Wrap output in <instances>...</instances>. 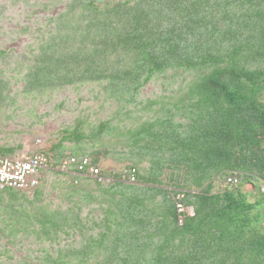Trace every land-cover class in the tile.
I'll list each match as a JSON object with an SVG mask.
<instances>
[{"label": "trees", "instance_id": "trees-1", "mask_svg": "<svg viewBox=\"0 0 264 264\" xmlns=\"http://www.w3.org/2000/svg\"><path fill=\"white\" fill-rule=\"evenodd\" d=\"M37 1L49 11L37 23L42 39L27 60L17 57L18 94L0 68V113L48 92L101 86L120 113L145 114L128 133L129 168H149L136 185L102 170L100 143L117 132L110 122L61 131L46 152L53 166L89 158L117 180L75 186L46 172L34 190L0 191V264H264V0ZM8 55L0 49V60ZM154 86L160 94L138 103ZM0 155L21 157L1 144ZM233 172L256 192L220 188ZM165 175L199 192L187 195L195 216L183 226ZM57 182L64 208L41 189L59 192ZM95 203L103 211L91 219Z\"/></svg>", "mask_w": 264, "mask_h": 264}, {"label": "rangeland", "instance_id": "rangeland-1", "mask_svg": "<svg viewBox=\"0 0 264 264\" xmlns=\"http://www.w3.org/2000/svg\"><path fill=\"white\" fill-rule=\"evenodd\" d=\"M0 3L7 5L4 12L0 14V49H7L9 52L7 58L4 57L0 60V68L7 71L6 80L10 82L13 88L12 95H16L19 93L18 89L20 88L17 83L19 75L18 70L13 71L12 69H15L17 57L25 61L33 53V50L38 47L42 34L38 30L37 23L43 21V17L49 11L39 6L37 0L25 2L24 4H21L19 0H0ZM167 81L166 84L163 80V84H166V88H169L172 79ZM176 82L180 84L181 80H176ZM159 83H162V80ZM102 89L101 86L97 85L78 88L69 87L55 93H45L42 100L40 98L34 101L22 99L23 103L20 102L15 111L10 108V110L7 109L8 113L5 116L0 113V144L14 147L16 153L21 156L19 158H22L39 152H49L56 144L59 133L66 129H73L77 123L88 124L89 126L86 125L85 127L88 133H91L90 128L110 122L117 132L105 136L103 144L100 143L104 154L108 155V157H101L100 167L106 172L119 173L120 176H123V171L132 167L133 164L128 149V146L132 144V140L128 133L140 128L144 122L145 114L142 113L141 109L136 110L130 116L126 114L125 110L120 113L122 104H117L115 101L108 99ZM159 92L158 87L155 86L148 91L143 90L137 102L146 104L149 97L155 98L160 94ZM86 149L91 150L92 147L87 146ZM148 168L145 163H142L138 167L139 173L145 175ZM106 179L114 182L117 180L111 177ZM162 180L163 189L166 191L174 189L173 186L168 187L169 184H175L170 180L169 175H165ZM121 182L133 185L123 180ZM225 182L226 179L220 185V188L221 186L226 187ZM61 184V182L56 183L59 192H53L51 186H44L41 189L46 192V198L50 196L53 199V206L60 204L64 208L66 205L60 192L65 189ZM242 187V190L239 189L244 194L256 192L253 185L244 184ZM75 199L87 200L84 197H75ZM105 202L110 205L107 201ZM87 203L88 200L84 204L87 205ZM115 204L113 203V205ZM89 211H94L91 214V219H95L96 215H101L103 207L95 203L92 207L89 206L86 209L85 214L87 215Z\"/></svg>", "mask_w": 264, "mask_h": 264}, {"label": "built area", "instance_id": "built-area-1", "mask_svg": "<svg viewBox=\"0 0 264 264\" xmlns=\"http://www.w3.org/2000/svg\"><path fill=\"white\" fill-rule=\"evenodd\" d=\"M46 172L71 176L75 179H89L97 182H105L107 185L115 183L104 178L101 170L94 166L89 158L79 159L77 157H66L59 161L55 166L52 159L46 153H36L29 156L9 157L0 155V191L27 192L38 188L41 184L40 175ZM123 181L136 185L138 183L137 169L129 168L123 171ZM242 183L241 174L232 173L227 178V184L231 187H239ZM78 185V182H76ZM174 189L168 191L169 198L172 199L180 226L184 225L185 219L194 217V208L186 206L187 195L191 194L174 183L169 184ZM264 193V182L262 186Z\"/></svg>", "mask_w": 264, "mask_h": 264}, {"label": "clouds", "instance_id": "clouds-1", "mask_svg": "<svg viewBox=\"0 0 264 264\" xmlns=\"http://www.w3.org/2000/svg\"><path fill=\"white\" fill-rule=\"evenodd\" d=\"M39 153H46V152H39ZM47 154V153H46ZM48 155V154H47ZM2 156V155H1ZM49 156V155H48ZM9 157H11V156H9ZM52 159V158H51ZM234 173V172H233ZM239 173V172H238ZM232 174V173H231ZM231 174H229L227 177H226V182H225V186L226 187H230V188H233V189H237V188H241L244 184L245 185H251V184H248V183H244V174H242V173H240L241 174V180H242V183H241V185L239 186V187H231V186H229L228 184H227V178L231 175ZM60 175V174H59ZM62 176H65V175H62ZM69 177H71V176H69ZM73 178V177H72ZM74 180H75V182H74V185L75 186H78L79 184H80V180H85V179H75L74 178ZM76 182H78V185H76ZM168 192V191H167ZM199 194V192L198 191H193V192H191V195H198ZM168 197H169V195H168ZM175 206V205H174ZM195 211V210H194Z\"/></svg>", "mask_w": 264, "mask_h": 264}]
</instances>
